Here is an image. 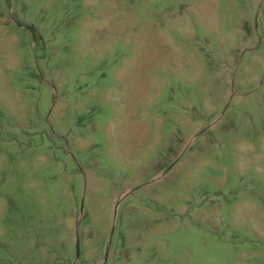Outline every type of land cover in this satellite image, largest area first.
<instances>
[{
	"label": "rangeland",
	"instance_id": "374dc122",
	"mask_svg": "<svg viewBox=\"0 0 264 264\" xmlns=\"http://www.w3.org/2000/svg\"><path fill=\"white\" fill-rule=\"evenodd\" d=\"M0 264H264V0H0Z\"/></svg>",
	"mask_w": 264,
	"mask_h": 264
},
{
	"label": "water",
	"instance_id": "95a60500",
	"mask_svg": "<svg viewBox=\"0 0 264 264\" xmlns=\"http://www.w3.org/2000/svg\"><path fill=\"white\" fill-rule=\"evenodd\" d=\"M170 168H171V167H169V168L166 170V172H167L168 170H170ZM77 248L79 249V241L77 242Z\"/></svg>",
	"mask_w": 264,
	"mask_h": 264
}]
</instances>
